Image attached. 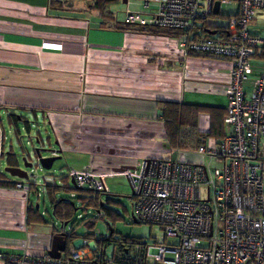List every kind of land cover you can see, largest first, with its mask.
<instances>
[{"label":"crops","instance_id":"crops-1","mask_svg":"<svg viewBox=\"0 0 264 264\" xmlns=\"http://www.w3.org/2000/svg\"><path fill=\"white\" fill-rule=\"evenodd\" d=\"M86 1L55 9L49 0H0V181L13 182H0L5 256L47 252L54 228L34 213L39 204L31 196L42 195V181L38 178L37 192L25 191L16 183L26 179L4 170L8 153L18 152L11 141L5 143L3 124L15 133L20 122L30 129L29 118L42 122L45 137L38 133L35 139L52 148L49 155L60 156L52 163L59 171L42 176H53L55 185L72 183L71 170L89 171L105 175L106 193L126 196L131 192L126 171L141 170L149 158L170 159L176 150L166 136L164 103L225 112L228 59L185 54L176 36L121 30L111 14L94 6L98 0ZM122 2L123 12L142 9L138 0ZM247 28L264 37V9L255 11ZM261 65L258 53L243 83L247 94ZM210 122V114L201 112L197 129L208 131ZM209 138L216 140L208 137L205 143Z\"/></svg>","mask_w":264,"mask_h":264},{"label":"built area","instance_id":"built-area-1","mask_svg":"<svg viewBox=\"0 0 264 264\" xmlns=\"http://www.w3.org/2000/svg\"><path fill=\"white\" fill-rule=\"evenodd\" d=\"M141 10H126L123 23L140 28L175 30L183 53H199L230 61L225 89L224 135L194 153L202 162L146 159L141 170L124 173L131 184L132 217L160 226L174 244L123 243L107 253L92 237L72 240L58 258L0 254L9 264H264V38L248 31L264 0H138ZM237 2L223 31L197 34L198 20H218L222 4ZM260 54V73L247 94L243 83L252 72L251 58ZM220 161L218 166L212 161ZM74 187L105 192L104 174L71 170ZM29 181L40 184L35 171ZM41 184L53 176H42ZM28 191V184L16 183ZM204 189V192H203ZM78 217L81 215L78 214ZM57 233L68 226L55 222ZM205 243V244H203ZM154 256V262L148 261ZM168 255V257H167Z\"/></svg>","mask_w":264,"mask_h":264},{"label":"rangeland","instance_id":"rangeland-1","mask_svg":"<svg viewBox=\"0 0 264 264\" xmlns=\"http://www.w3.org/2000/svg\"><path fill=\"white\" fill-rule=\"evenodd\" d=\"M73 1H76L77 4L82 3V0H68V3H73ZM86 1V0H84ZM135 1V0H131ZM87 2V1H86ZM136 7V6H133ZM125 4L122 2V0H113L109 3H106L105 5V11L107 14H111L112 21L115 23L116 21H123V15ZM239 5L237 2H231L229 4H222L220 5L219 9L217 10V13L220 15L218 20L209 19L208 22L211 24H219V25H226V17L225 15H231L238 11ZM198 23H202L198 20ZM264 38V37H263ZM254 74L250 76L249 79H254ZM30 120V129L27 131L24 127L23 123H19L18 130H16L15 133L11 132L6 126L3 124L6 135L5 143L8 145L9 141H11L12 145L18 152L16 154V163L17 167L25 169L27 172H31V169L35 171V174L37 177L42 180V174L46 171L49 172H57L59 171L58 166L56 163L50 168L49 170L39 168L37 165V159L34 154V148L40 147V143L36 142V135L41 134V136L44 138L45 134L43 133L42 122L37 121L34 122L31 118ZM208 128L205 126V129ZM13 128V127H12ZM215 140L213 138H209L207 141V145L210 147L214 145ZM45 147V146H44ZM50 152H41V155L48 156ZM26 157V161L32 163V167H25L22 158ZM172 160H181L184 162H202L204 161V158L201 155H198L194 153L193 150H172V153L170 156H168ZM220 164V161H212V165L218 166ZM15 178V176H11ZM69 187H74L72 183L68 184ZM204 192V189H203ZM76 196H83L85 193H82L81 191H74ZM128 195H120V194H101L100 198L101 201L104 203L105 208H100V215L98 214V211L91 207V206H85L84 204L80 203V200L78 197L74 198L75 205L79 207L75 214L73 215L72 219L68 222L69 226H72L77 234L80 236L86 234L88 231L87 226L84 224L86 221H92V228H90V232L94 233L93 238L98 239L101 237H106L109 234V226L111 227L113 233L112 238H128L132 239L134 241H148L151 243H155L157 245L159 244H174L177 242V238L165 236L162 228L156 224H150L143 221H134L132 218V208H131V198ZM60 197L69 199L71 197V191H63L60 193ZM32 200L37 201L39 204V214L41 217H43L46 224H43L44 226H47L50 230L54 228L55 230L58 229V226L55 225V222L57 220L52 216L51 213V207L49 206L48 202L45 201V197L42 194L37 198L35 195L31 196ZM105 209H110L115 214V217L109 216L106 214ZM80 214L81 216L78 217L77 215ZM205 244V243H203ZM113 247L109 245L106 248L107 253L112 251ZM168 257V255H167ZM148 261L154 262V256H149Z\"/></svg>","mask_w":264,"mask_h":264},{"label":"trees","instance_id":"trees-1","mask_svg":"<svg viewBox=\"0 0 264 264\" xmlns=\"http://www.w3.org/2000/svg\"><path fill=\"white\" fill-rule=\"evenodd\" d=\"M113 0H98L94 2V6L97 7L100 11H105L106 3H109ZM68 3L67 0H49V4L51 7L55 9L64 8L65 5ZM56 4V5H54ZM236 13L231 15H236ZM217 17L220 15L216 13ZM231 15H225L226 19ZM212 25V24H211ZM117 27L121 30L127 31H138V32H146V33H156V34H167L170 36H176L179 32L175 30H164L158 28H140L134 27L131 25H127L124 23H120L117 21ZM225 25H212L205 24L203 21L201 24H195L193 30L195 29V33L197 34V29L200 30L201 34H206V31H210L214 29V31L219 32L223 31ZM224 32V31H223ZM204 55V54H202ZM208 56V55H207ZM201 112H207L210 114L211 122L208 131L200 132L197 129V118ZM223 114L225 112H221L216 110L212 107L206 106H199V105H190V104H178V103H164L161 107V115L164 117L166 124H165V131L166 136L169 142V146L171 149L176 150H196V148L200 145L207 144L206 139L208 137H214L217 141L218 138H221L224 135L223 131ZM7 165L8 166H16V154L15 153H8L7 158ZM4 184H13V182H3ZM23 183L28 184V191L29 192H37L36 184L34 182L29 181L28 179L22 181ZM44 190H42V194L45 197V201L48 202L49 206L51 207L52 216L57 220L58 223H61L65 226L69 227V230L66 234H63L64 240L66 245L71 242L72 240L77 239L80 237L77 234L72 226L68 225V222L72 219L73 215L77 211L79 207L75 205L74 198L78 197L80 203L84 204L85 206H91L98 211L100 215V208H105L104 203L101 201L100 195L107 194L106 191L104 192H94L91 190H84L81 188L76 187H69V185H55V182L52 183H45L43 184ZM81 191L83 196H76L74 191ZM63 191H71V197L69 199H65L60 197V193ZM34 210V209H32ZM106 214L109 216L115 217L116 213H113L110 209H105ZM31 211V209H30ZM34 213L38 214V218L42 221L44 220L43 217L34 210ZM138 222L137 220H134ZM84 224L87 226L88 231L86 234L82 236L92 237L94 233H91L89 230L92 228V221H86ZM54 234H57V230L54 229ZM113 233V231H112ZM112 233L108 234L106 237H101L96 239L99 246L103 247L104 245H111L114 249L123 245V243L132 242V243H144L148 241H134L128 238H112ZM4 264H9L6 259L3 260Z\"/></svg>","mask_w":264,"mask_h":264},{"label":"water","instance_id":"water-1","mask_svg":"<svg viewBox=\"0 0 264 264\" xmlns=\"http://www.w3.org/2000/svg\"><path fill=\"white\" fill-rule=\"evenodd\" d=\"M123 1H125V0H123ZM207 32L213 34L215 31L210 30ZM36 142H39V140L36 139ZM42 151L50 152V153H52L54 151L52 150V148L44 147V146L34 148V154H35L36 159H37L38 167L48 170L51 168L53 161L58 159L60 156H56L54 154L48 155V156H43V155H41ZM22 160H23L25 167H32V163L26 161L25 156L22 158ZM4 170L7 171L12 176H16V177L23 178V179L28 178V172L23 168H20L17 166H6ZM111 233H112V229L109 226V234H111ZM64 248H65L64 236L60 233L54 234L52 236L51 246H50L49 250L47 251V254L52 258H58L60 256V253L64 251Z\"/></svg>","mask_w":264,"mask_h":264}]
</instances>
